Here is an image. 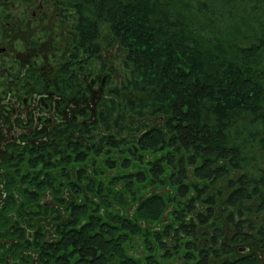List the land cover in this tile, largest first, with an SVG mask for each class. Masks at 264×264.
<instances>
[{
  "label": "trees",
  "instance_id": "16d2710c",
  "mask_svg": "<svg viewBox=\"0 0 264 264\" xmlns=\"http://www.w3.org/2000/svg\"><path fill=\"white\" fill-rule=\"evenodd\" d=\"M64 3L76 16L77 46L89 57L100 54L105 26L126 50L124 66L130 69V76L112 89L115 98L106 103L109 107L103 118L118 133L94 143L96 152L106 157L104 167L132 170L122 177L120 172L111 175L109 193L104 191L103 181L101 191L93 189L102 203L96 209L98 218L80 227L82 230L69 226L62 233L68 259L58 255L57 249L52 255L50 250L56 246L48 243L39 245L44 249L43 259L52 263L53 257L58 264H63L62 260L71 264V255L78 253L85 263L101 264L114 259L116 236L122 264H139V259L127 260L119 241L127 232L141 230L136 219L156 221L166 208L157 192L140 203L135 220L127 211L115 209L134 199L139 193L135 188L141 184L145 194L151 188H170L169 197L181 208L189 195L194 204L206 200L213 207L216 200L208 194V183L213 185L236 169L241 172L239 187L228 201L234 205L250 199L259 202L264 221V0ZM126 91L133 97H124ZM135 124L139 129H134ZM74 148L76 158L83 161L78 144ZM114 152L123 157L120 164ZM252 176L260 177L259 181ZM120 184H124L122 189L115 187ZM78 212H72L74 219L82 218ZM204 218L199 217L200 223L219 221L212 209ZM246 221L242 227H253L252 219ZM239 227L236 237L243 238L234 242H248ZM262 229L263 234L264 225ZM220 235L215 234L214 244ZM213 253L222 254L214 248ZM199 264H207L206 257ZM223 264L258 263L246 255Z\"/></svg>",
  "mask_w": 264,
  "mask_h": 264
},
{
  "label": "rangeland",
  "instance_id": "374dc122",
  "mask_svg": "<svg viewBox=\"0 0 264 264\" xmlns=\"http://www.w3.org/2000/svg\"><path fill=\"white\" fill-rule=\"evenodd\" d=\"M76 26L74 10L68 3H64V0L0 1V42L3 45L6 44L9 49L0 62V70L1 66L6 67L7 78L12 75L16 79L18 83L16 84L19 86L18 91L21 90L20 94L27 95L24 97H30L31 86L39 88L48 86V90L54 92V94L51 93L50 100L56 99L54 101L57 105L56 109L59 108L60 103H62L61 108L69 103L70 106L71 103L74 106L75 101L82 102V106L85 108L80 109L81 111L75 115L67 113L65 121H61L60 124L66 122L70 125L69 131L64 129L63 135L60 137L57 133L55 135L57 138L54 141L57 145L53 144L52 147L56 148V153L54 155L48 153L40 159L42 165L45 166L44 171L47 176L41 177L37 181L33 179L36 177L34 172L31 184H29L31 189L38 190L41 187L40 194L51 188L47 187L42 191L48 184L58 189V192L47 190L44 195H40L39 199L38 195L34 193L33 198L36 201H30V204L37 214L41 213V207H45V204H52L50 208H58L56 210L61 213L62 220L66 222L67 230L69 226L80 229L82 226L86 227L89 221H96L98 218L96 209L101 207L102 203L93 189L98 188V191H101L100 183L103 181L105 184L103 189L109 193L111 175L120 172L122 177L132 170L124 167L109 168L107 165L104 167L102 162L106 157L104 154L96 152L98 148H95L96 144L94 143L104 136H114L118 133L117 129L112 128L110 122L103 121V118L109 107L106 103L109 99L115 98L112 89L121 86L130 76V69L124 66L126 50L105 26L99 40L102 45L100 54L95 58L89 57L76 46L78 36ZM10 68L13 70L11 73L8 72ZM23 68H25V72L22 71V73H25V76L21 77L19 74ZM43 72L48 74L46 79L48 76H52L50 81L45 83ZM55 73L58 77H55ZM123 95L128 99L133 97L132 92L126 91ZM119 105L121 104L119 103ZM24 107V104L19 103L18 108L12 110L13 121L18 122L13 125L16 129L20 128V131L25 132V135H21L22 138H26L30 142H37L34 138L37 125L41 119L48 115L49 110L29 114L24 111ZM77 114V121H73ZM128 127L131 126L128 125ZM134 129H139V125L135 124ZM67 132L68 134L65 136ZM10 133L12 134V132ZM136 133L133 130L134 136ZM123 134L129 135L128 132ZM48 139L43 137L40 141H49ZM20 140L18 139V141ZM70 141H74V143H70ZM76 144L83 154V161H79L76 158L77 154L73 153ZM3 149L5 148L0 145V264H24L25 262L20 258L22 255H19L8 242V238L10 242L14 240L13 228L16 227V224H13L12 229L10 228L13 221L11 214L16 208L19 216L22 213V206L17 205L14 201L17 200V197L18 199L22 198L14 191L22 184L21 181L9 179L4 160L9 158L12 152H10V148L5 152L2 151ZM107 150L108 148L105 149V151ZM112 155L120 164L123 157L117 152ZM67 158L70 160L65 162ZM240 173L236 169H231L228 177H224L213 185L208 183L211 187L208 194L216 200L213 207L208 205L206 200L194 204L192 200H189L191 197L189 195L184 202L185 206L181 208L178 202L169 197L170 188L166 186L157 189L151 188L146 194L142 193V184L135 188L136 192H139L137 196L134 199L129 198L127 205L115 206V209L120 212L127 211L130 218L135 220V216H138L137 209L140 203L146 196L157 192L163 197L166 208L156 221L136 219L141 230L127 232L129 235L125 234L122 242L119 241L123 252L129 257H126L127 260L139 259V264H199L206 257L207 264H223L227 260L233 261L248 255V257L256 258L258 264H264V233H261L264 221L263 214L259 211V202L250 199L242 203L236 202L234 205L228 201L233 190L239 187L237 179ZM252 178L256 181L260 179L256 176H252ZM123 186L124 184H120L115 187L122 189ZM251 187L253 190V185ZM12 192L15 197L7 199L9 196L7 193L11 194ZM172 198H176V195L173 194ZM203 198L208 200L206 196ZM67 203L76 204V206L66 207ZM210 209L214 211L219 221L208 219L205 223H200L202 220L199 217L205 216L206 220ZM75 211H79L78 215H83L81 219H74L72 212ZM104 213L103 209L101 214L105 216ZM248 219H252L253 227H249V224L242 227L244 223H248L246 221ZM45 221L42 217L33 220L36 226H41L47 231L48 238L53 239V225L51 222L44 223ZM181 225L186 226L181 229ZM192 225L194 226L191 227ZM237 227L240 228L241 233L249 237L248 242H234L235 238L236 240L243 238L242 235L236 237ZM215 234H221L216 245L213 243ZM116 242L117 237L114 236V243L110 242L114 244V259L103 261L101 264H122L117 257ZM24 244H19V246L24 248ZM67 245H63L61 249L64 251ZM225 245H227V249ZM213 248L222 254H214ZM31 252L35 254L36 251ZM66 257L68 259V256ZM62 262L63 264L67 263L64 260ZM71 264L88 263L80 260L77 254ZM124 264L126 263L124 262Z\"/></svg>",
  "mask_w": 264,
  "mask_h": 264
},
{
  "label": "flooded vegetation",
  "instance_id": "af4514ba",
  "mask_svg": "<svg viewBox=\"0 0 264 264\" xmlns=\"http://www.w3.org/2000/svg\"><path fill=\"white\" fill-rule=\"evenodd\" d=\"M8 50L9 49L7 48V45H3L0 42V62H2L4 56L8 53ZM24 69L25 68L21 70V74H19V76H25V73H22V71L25 72ZM11 71H13L11 68L8 69V72L11 73ZM7 74L8 73L6 71V67L4 68L1 66L0 145L5 148L2 151L5 152V150L10 148V152H12L9 158L7 157L4 160L8 169L7 173L9 179L12 178L21 181L22 184V186L14 189L16 195L22 197L20 199H18L17 197V200H14L17 205L22 206V213L21 216H19L18 209L16 208L11 214V218L13 221L10 228L12 229L13 224H16V227L13 228V232L15 233V235L13 236L14 240L10 242L8 238V242L12 245V247L15 248V251H17L19 255H22L20 258L25 262L24 264H58L53 257L51 259L52 263H50L46 259H43L44 249H40L39 245L47 243L49 245H55L56 248L52 249V251L50 250V253H52V255L54 250L57 249L58 255L67 256L68 253H64L61 249L62 246L65 245L64 243H62V233L67 230V227H65L66 222L62 220L61 213L56 210L58 208H50L52 204H45V207L42 206V211L39 214H37V212H34L35 210L30 204V201H36L33 198L34 193L38 195L39 199L40 195H44L47 190H50L51 192H58V189L56 187H52L53 185L48 184L44 186V189H42V191H44L47 187L51 188L40 194L41 187L38 190H36L35 188L31 189L29 184H31V177L34 172L36 174V177L33 179L37 181H39L41 177L44 178L47 176V173L44 171L45 166L42 165V161L40 159L45 157V155L48 153H53L52 155L56 153V148L54 147L53 149L52 147L53 144L57 145V143H54L55 138H57L55 137L57 133H59L58 136L60 137L63 135L64 129H67V131H69L70 125H68V123L66 122L64 124H60L61 121H65L68 116L67 113L75 115L77 112L81 111L80 109L85 108L82 106V102L75 101L74 106L73 103H71V106L69 105V103L61 108L62 103H60L58 105L59 108L56 109L57 105L54 103L56 99L50 100V95L51 93L54 94V92L52 90L50 91V89L48 90V86L40 88L31 86L30 91L32 93L30 94V97H24L26 94H20L21 90L18 91L19 86L17 85L18 83L16 82V79H14L12 75H9V78H7ZM43 74L45 83L48 82V80H51L50 78L52 76H48V79H46L48 74H46V72H43ZM55 77H58L56 73ZM19 103L25 105L24 111L29 114H35L36 112L40 113L43 110H49L47 112L49 116L45 114L46 117L41 119L40 123H38L37 125L38 128L36 129L34 135V138L35 140H37V142H30L28 139L22 138L21 135H25V132L20 131V128L16 129L14 127V125L18 122L13 121L12 110L18 108ZM76 118H78V114L74 116L73 121H77ZM10 132H12V134ZM66 134H68V132L65 133V136ZM43 137L49 138V141H40ZM18 139L21 140L18 141ZM70 143H74V141H70ZM73 153L75 155L77 154V152H75V149ZM25 184H27V186H24ZM7 194L9 195L7 199L15 197L13 192L11 194ZM70 205L71 207L76 206V204L67 203L66 207ZM40 217L46 220L44 223L51 222V224L53 225V239L48 238L47 231H45L44 228H42L41 226H36L33 222L34 218ZM36 224H38V222H36ZM23 243H25L24 248H21L19 244ZM31 251L36 252L34 254V252L32 253ZM71 252H73L72 248ZM26 254H28V256H26ZM77 254L78 253L71 255L73 256L72 258H70L71 262L72 259L77 256Z\"/></svg>",
  "mask_w": 264,
  "mask_h": 264
}]
</instances>
